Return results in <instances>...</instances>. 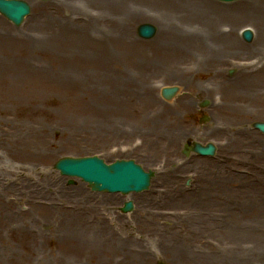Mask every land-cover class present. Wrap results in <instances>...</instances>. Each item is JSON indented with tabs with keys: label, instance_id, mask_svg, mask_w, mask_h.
<instances>
[{
	"label": "rangeland",
	"instance_id": "rangeland-1",
	"mask_svg": "<svg viewBox=\"0 0 264 264\" xmlns=\"http://www.w3.org/2000/svg\"><path fill=\"white\" fill-rule=\"evenodd\" d=\"M25 1L20 27L0 13V81L13 85L0 96V264H264V41L231 14L251 0H206L214 31L234 35L231 49L215 41L218 58L173 49L182 14L166 0ZM145 22L156 37L138 35ZM210 141L215 157L184 155ZM94 155L134 159L155 172L150 188L93 191L54 169Z\"/></svg>",
	"mask_w": 264,
	"mask_h": 264
},
{
	"label": "water",
	"instance_id": "water-1",
	"mask_svg": "<svg viewBox=\"0 0 264 264\" xmlns=\"http://www.w3.org/2000/svg\"><path fill=\"white\" fill-rule=\"evenodd\" d=\"M0 12L17 26H20L25 16L30 14L31 7L30 4L24 0H0ZM157 31V27L151 23H144L138 27V34L146 39L153 38ZM244 38L247 41H252V31L247 30L244 33ZM177 91V86L165 87L162 90V94L165 98L171 99ZM207 104L208 102H205L203 106ZM254 127L264 132V122H257L254 124ZM191 150L202 155H214L217 147L213 143L203 145L195 142ZM54 168L59 170L63 175L82 178L84 181L88 182L95 191L122 192L124 194H129L134 191L141 192L148 189L154 175L152 171H145L144 168L133 159H122L107 164L98 156L78 158L63 157L55 163ZM73 182V180L69 181L70 184ZM133 209V201H127L122 207L123 212H129ZM158 264L165 263L159 262Z\"/></svg>",
	"mask_w": 264,
	"mask_h": 264
},
{
	"label": "bare ground",
	"instance_id": "bare-ground-1",
	"mask_svg": "<svg viewBox=\"0 0 264 264\" xmlns=\"http://www.w3.org/2000/svg\"><path fill=\"white\" fill-rule=\"evenodd\" d=\"M84 1L85 0H61L62 3L68 4H79ZM121 1L124 0H119L118 3H120ZM166 1L169 4H167V6H170V10H172L170 12H180L182 14L180 15L181 18L178 20L181 29L173 35V40L170 42V45H174L173 49L182 50L183 52L184 48H187L186 50H189L193 53L195 52V47L191 45L207 44L215 48L214 51L208 52L209 55H213L214 57L218 58L223 54L224 49L226 50L227 47L228 49L235 47V40L232 30L226 29L223 32L214 31L217 30L218 23L215 19L216 16H218V13L217 11L213 10L211 6H209V3L206 0ZM96 2H99V0H96ZM92 12H95V10H92ZM222 14L229 15L228 12ZM231 14L238 16V18L240 19L246 18V20H255V22H257V27L260 30V42L262 43L264 41V0H251V4L249 6H247V4L242 5L238 9V12H232ZM182 31H184V33L181 36ZM253 31L255 34L254 29ZM182 37L190 42L189 47H186L184 45V43L182 42ZM220 39L225 40L224 44L227 47H214L215 41H218ZM258 62L262 61L258 60ZM250 66H253V63L250 64ZM6 80L7 86H5V81H0V96L10 97L13 94V85L12 82L9 83L8 79Z\"/></svg>",
	"mask_w": 264,
	"mask_h": 264
}]
</instances>
